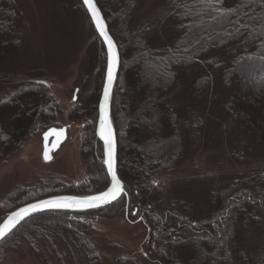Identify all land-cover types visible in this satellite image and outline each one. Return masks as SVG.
I'll use <instances>...</instances> for the list:
<instances>
[{"label": "trees", "instance_id": "1", "mask_svg": "<svg viewBox=\"0 0 264 264\" xmlns=\"http://www.w3.org/2000/svg\"><path fill=\"white\" fill-rule=\"evenodd\" d=\"M95 1L120 56L110 109L117 141L116 168L124 193L96 209L36 213L0 241V246L15 243L17 235L27 232L65 235L84 250L87 259L94 258L86 237L93 219L113 218L127 206L129 217L135 213L147 224L145 246L160 264L264 263V255H256L253 261L238 237H233L236 224L246 227L259 223L264 211V173L240 177L219 191L217 206L203 219L190 218L189 204H184L188 206L185 212L180 205L171 204L161 215L148 201L153 175L170 169L175 162L180 152V124L188 121L173 112L172 101L167 102L179 67H191L206 53L218 51L220 61L215 67H220L224 109L234 115L246 133L264 139V0H167L177 33L169 48L162 50L149 47L141 35L142 28H127L134 7L130 0ZM78 2L83 6L81 0ZM21 24L17 1L0 0V67L20 48ZM94 43L104 48L97 34L92 47ZM213 57H209L211 63L206 62L211 69ZM209 81L205 73L195 79L193 87L202 91ZM97 96L84 105L88 129L83 152L91 161L92 172L79 192H87L89 185L94 186V192L100 191L108 182L102 145L95 134ZM161 101L163 110L158 105ZM155 105L156 112L152 110ZM55 110L56 103L41 80L26 81L0 99V155L35 133L37 118L44 126L49 124ZM146 144L150 145L147 159ZM60 191L65 192V188ZM37 198L30 193L9 206L0 203V220L15 205Z\"/></svg>", "mask_w": 264, "mask_h": 264}, {"label": "rangeland", "instance_id": "2", "mask_svg": "<svg viewBox=\"0 0 264 264\" xmlns=\"http://www.w3.org/2000/svg\"><path fill=\"white\" fill-rule=\"evenodd\" d=\"M16 1L22 22L21 44L0 67V99L26 81L41 80L56 110L45 126L36 115V132L0 155V203L9 206L30 193L38 195L37 199L94 193L92 185L87 186V192H79L92 172L91 161L83 152L88 129L84 105L97 94L98 104L105 49L95 43L92 47L96 32L78 0ZM130 1L134 7L127 28H142L143 40L154 50L169 48L177 32L167 0ZM216 53H206L191 67L176 70L177 82L169 90L167 102L172 101L173 112L188 121L180 124V152L175 162L170 169L155 173L150 183L152 197L148 201L158 214L162 215L171 204L180 205L185 212L189 204L190 218L203 219L217 206L219 191L240 177L264 173V139L246 133L234 115L224 109ZM211 56L215 60L212 69L206 65ZM205 73L210 81L204 90L196 91L194 81ZM158 105L163 110L164 102ZM157 108L155 105L152 110L156 112ZM50 126H65L66 138L46 161L41 134ZM149 154L150 145L146 144V159ZM63 187L65 192L60 191ZM133 214L127 215L126 206L113 218L93 219L86 237L94 258L87 259L84 250L65 235L27 232L17 235L15 243L0 246V264H160L145 246L147 224L140 215ZM246 225L236 224L233 237H238L236 240L254 261L256 255H264V211L259 223Z\"/></svg>", "mask_w": 264, "mask_h": 264}, {"label": "water", "instance_id": "3", "mask_svg": "<svg viewBox=\"0 0 264 264\" xmlns=\"http://www.w3.org/2000/svg\"><path fill=\"white\" fill-rule=\"evenodd\" d=\"M82 5L84 6L90 21L95 29L96 34L99 36V38L101 39V42L104 46L105 49V55H106V64H105V71H104V79H103V84H102V88H101V92H100V97L98 100V104H97V111H98V115H97V121H96V127H95V134L97 139L101 142L102 144V149H103V164L106 168V172L108 174V185L101 191L98 192H94V193H90V194H85V195H71V194H58V195H51V196H47V197H43L40 199H36L24 204L19 205L18 207H16L15 209L9 211L4 217L3 219L0 221V227H2L5 222H7L9 224V226L12 225V223L15 222V220H17V217H14L13 214L20 212L22 209H28L29 214L25 215L23 219H19L18 223H15V226L12 227L11 231H13L21 222H23L25 219H27L28 217L36 214V213H40L43 211H47V210H70V211H81V210H88V209H96V208H100L108 203H111L113 201H115L116 199H118L122 193H124V184L122 182V180L120 179L118 173H117V141H116V133H115V128L114 125L112 123V118H111V109H110V102H111V95H112V91H113V87L117 78V74L119 71V67H120V56H119V51H118V47L116 45V42L114 41L113 37L111 36V34L108 31V27H107V23L106 20L100 10V8L98 7L97 3L95 0H91L92 4L95 7V10L99 13L98 16V21L100 22L103 31H104V35H101L100 30H98L97 28V22L93 20V17L88 9V6L84 3V0H81ZM105 36L108 37V39L111 41L112 45H113V55H114V66H113V78L111 81H109L108 79V59H109V47H108V42L105 40ZM107 88V99H105V90ZM104 105V113L107 119L108 124L110 125L111 128V134H112V139L114 142V157H113V172L116 175L117 180H119L120 185H121V191L118 195V197L115 200H111L109 198V202L105 203L103 201H97L95 202L98 206L96 207H80V206H76V207H67V208H45V207H40L35 211H32L31 206L32 205H42V203L44 201H50V200H59L61 198H65V197H70V198H74L75 200H86L89 197H94V196H100L103 193H107L112 189L113 186V180H112V174L109 173L108 171V167L105 164V160L107 159V157L105 156V144H104V140L101 138L100 136V130H101V105ZM47 136V139H45V137ZM41 138H42V157L44 159V152L45 149H47L48 151V156L49 159H51L52 157V152L57 150L58 147L60 146V144L65 140L66 138V127L62 126V127H58V126H50L47 129H45V131L41 134ZM51 138V139H50ZM45 160V159H44ZM10 216H13V220L9 221L8 218ZM10 231V232H11ZM8 232V234L10 233ZM7 234V235H8ZM6 235V236H7ZM4 239V238H3ZM3 239H0V241H2Z\"/></svg>", "mask_w": 264, "mask_h": 264}, {"label": "snow or ice", "instance_id": "4", "mask_svg": "<svg viewBox=\"0 0 264 264\" xmlns=\"http://www.w3.org/2000/svg\"><path fill=\"white\" fill-rule=\"evenodd\" d=\"M84 3L88 6V9L93 17V20L97 22V28L100 30L101 35H104L103 28L98 21V16L99 13L95 10L94 5L92 4L91 0H84ZM105 40L108 42V47H109V59H108V79L109 81L112 80L113 78V66H114V55H113V45L111 41L108 39L107 36H105ZM105 99H107V88L105 90ZM100 136L104 140L105 144V156L107 159L105 160V164L108 167L109 173L112 174V180H113V186L112 189L107 192L103 193L100 196H94V197H89L86 200L80 201V200H75L74 198L70 197H65L61 198L59 200H50V201H44L42 205H32L31 209L32 211L37 210L40 207H45V208H67V207H96L98 206L95 202L97 201H103L105 203L109 202V198L111 200H115L121 189V185L119 180H117L115 173L113 172V157H114V142L112 139V134H111V128L110 125L107 122L105 113H104V105H101V130H100ZM47 139V136L45 137ZM44 159L47 161L49 159L48 156V151L45 149L44 152ZM29 211L28 209H22L20 212L14 213L13 216L17 217L18 219L15 220L14 223H12L11 226L7 222L0 227V239H3L6 237L8 232L11 231L12 227L15 226V223L19 222V219H23L25 215H28ZM13 216H10L8 218L9 221L13 220Z\"/></svg>", "mask_w": 264, "mask_h": 264}, {"label": "flooded vegetation", "instance_id": "5", "mask_svg": "<svg viewBox=\"0 0 264 264\" xmlns=\"http://www.w3.org/2000/svg\"><path fill=\"white\" fill-rule=\"evenodd\" d=\"M51 139V138H50Z\"/></svg>", "mask_w": 264, "mask_h": 264}]
</instances>
